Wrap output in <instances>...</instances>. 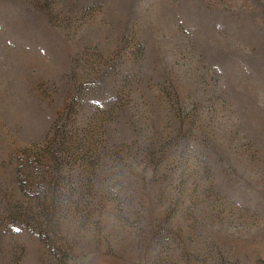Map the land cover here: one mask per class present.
Instances as JSON below:
<instances>
[{"label": "rangeland", "instance_id": "rangeland-1", "mask_svg": "<svg viewBox=\"0 0 264 264\" xmlns=\"http://www.w3.org/2000/svg\"><path fill=\"white\" fill-rule=\"evenodd\" d=\"M7 9L0 264H264V0Z\"/></svg>", "mask_w": 264, "mask_h": 264}, {"label": "trees", "instance_id": "trees-1", "mask_svg": "<svg viewBox=\"0 0 264 264\" xmlns=\"http://www.w3.org/2000/svg\"><path fill=\"white\" fill-rule=\"evenodd\" d=\"M60 1H65V0H60ZM68 1H72L73 6L76 9L83 10L85 8L89 9V8H94V7H98L102 9L108 0H68ZM114 1L115 0H113V2ZM9 5H11V0H0V34L3 32H6V29H5L6 23L4 22L3 17L6 14V11L8 10L7 8L9 7ZM178 19H179L178 23L182 24L184 22V19H180V18ZM254 58L256 59V56H254ZM207 62H208V66L211 69V71H220V70H216L218 68L217 65L214 63V62H217L216 60L212 62L207 60ZM257 76H260V75L256 74V77ZM20 181L21 179L18 178L17 184H18L19 190L21 191L22 184Z\"/></svg>", "mask_w": 264, "mask_h": 264}]
</instances>
